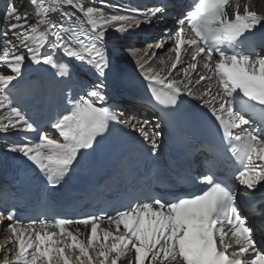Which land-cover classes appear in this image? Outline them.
<instances>
[{
  "label": "snow or ice",
  "instance_id": "1",
  "mask_svg": "<svg viewBox=\"0 0 264 264\" xmlns=\"http://www.w3.org/2000/svg\"><path fill=\"white\" fill-rule=\"evenodd\" d=\"M29 4L31 13L23 0H5L0 14V143L6 151L31 162L51 187L60 185L113 125L138 133L156 155L162 136L159 124L151 126L135 115L123 119L115 110L118 105L105 106L104 80L111 68L106 32L113 25L125 33L151 24L165 15L167 5L134 9L136 16H109L92 4L86 6L85 0ZM178 24L169 38L175 54L174 59L168 57L170 67L162 58L165 67L155 69L150 64L155 52H146L137 61L140 74L153 102L165 112H175L183 95L200 101L234 158L233 177L218 175L217 165L209 162L190 177L198 192L146 194L114 215H88L77 221L40 218L23 226L14 207L4 204L0 222L9 221L14 250L11 258L4 255L3 264H73L66 249L78 250V264H264V249L258 248L230 183L232 178L238 181L243 186L240 194L248 197L264 195V35L256 36L264 29V15L252 10L247 0H193ZM165 46L164 41L155 45ZM185 46L192 49L191 62L182 57ZM198 58L204 61L202 72H197ZM74 61L87 66L95 82L84 95L68 96L66 109L50 125L54 133H49L15 93L23 87L29 64L50 66L56 76L71 79ZM193 73L198 75L195 81ZM201 82L214 83L197 96L193 84ZM251 211L256 212L255 205ZM105 221L107 227H101ZM73 224L90 229L85 239L79 238V227L69 230Z\"/></svg>",
  "mask_w": 264,
  "mask_h": 264
},
{
  "label": "bare ground",
  "instance_id": "2",
  "mask_svg": "<svg viewBox=\"0 0 264 264\" xmlns=\"http://www.w3.org/2000/svg\"><path fill=\"white\" fill-rule=\"evenodd\" d=\"M116 0H85L86 6L89 4H92L98 8H100L102 11H104L105 7L101 3H107L109 7H113ZM247 2L250 4L252 9H257L258 11L264 12V0H247ZM5 6V0H0V14H2L3 9ZM19 6V5H18ZM26 10H29L31 13V6L30 4H26ZM111 11V10H110ZM35 17L34 15L30 14V21H34ZM2 25L0 26V29H2ZM113 32V28L109 27L106 32V40L110 45H112L115 49V51L118 53V57L125 61L128 65L135 68L140 72V69L138 67L137 61L144 57V54L147 52L148 55H151L152 52H155V57H153L152 61L150 62L151 66H153L155 69L159 70L160 68L165 67L164 64H161L160 61L163 58L165 61L168 62V67H170L171 61H168V48L170 46L169 41L166 42V46L163 49H157L155 45L159 43L156 38L154 37H147L144 39L143 43H140L138 37H135L134 35H131L130 31H127L125 33H117V34H111ZM168 39V37H166ZM140 43V44H139ZM173 75H175V71L173 72ZM198 75H193V81L197 79ZM208 84L205 85V88ZM193 91L196 94H201V91L203 90L201 88V83L199 85H194ZM0 236L3 237V234L0 232ZM5 239V238H3ZM3 240L2 242H4ZM11 246V245H10ZM90 253L94 256L95 253ZM79 254H73L69 255V257L72 259L73 264H78V262L75 260V256ZM4 259V258H3Z\"/></svg>",
  "mask_w": 264,
  "mask_h": 264
},
{
  "label": "rangeland",
  "instance_id": "3",
  "mask_svg": "<svg viewBox=\"0 0 264 264\" xmlns=\"http://www.w3.org/2000/svg\"><path fill=\"white\" fill-rule=\"evenodd\" d=\"M3 240H4L3 237L0 236V243ZM4 244H5V241L2 242V247L0 248V263L3 262V258H4L5 254L10 255L11 246L9 244H7L6 247H5ZM9 258H11V257L9 256Z\"/></svg>",
  "mask_w": 264,
  "mask_h": 264
}]
</instances>
